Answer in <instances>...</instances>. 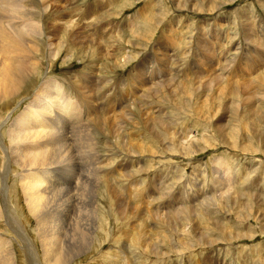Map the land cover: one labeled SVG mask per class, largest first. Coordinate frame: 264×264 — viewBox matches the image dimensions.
<instances>
[{
    "label": "rangeland",
    "instance_id": "1",
    "mask_svg": "<svg viewBox=\"0 0 264 264\" xmlns=\"http://www.w3.org/2000/svg\"><path fill=\"white\" fill-rule=\"evenodd\" d=\"M66 1L51 18L33 10L42 36L56 32L58 57L47 65L40 38L41 64L0 111L13 106V120L44 83L89 113L64 130L82 137L68 138L76 176L60 185L81 178L86 192L71 189L57 217L65 235L92 238L70 264H264V0ZM68 19L79 47L67 53ZM241 82L248 90L231 92ZM24 209L17 219L32 240Z\"/></svg>",
    "mask_w": 264,
    "mask_h": 264
},
{
    "label": "bare ground",
    "instance_id": "2",
    "mask_svg": "<svg viewBox=\"0 0 264 264\" xmlns=\"http://www.w3.org/2000/svg\"><path fill=\"white\" fill-rule=\"evenodd\" d=\"M60 7L58 6L56 0H0V105L2 102L10 103L11 100L17 99L18 95L20 94L23 88V85L25 84L24 83L25 80H27L28 77L30 76L32 77V75L35 74L34 73L36 72L35 67L38 66L37 63L41 64L42 58L40 57L39 59L36 57L37 54L40 53L39 52V48L41 44L40 38H42V43L44 42V47L42 50L43 53L46 52L45 49H47L48 51L46 56H44L45 59H47V65H49L50 63L48 59H50L51 61L58 57L57 54H53L55 52L54 51L55 43L53 45L54 39L53 40L51 39V36L55 38V35H57L56 32L54 31L55 32V33L53 32L54 34L51 35L49 34L50 36L46 34L42 36L43 33L41 31L42 28L39 21L34 22L30 18V16L32 15L33 10H38L41 14H44L46 15V17L51 18L53 13L51 9L57 8L60 10ZM72 17L74 18L73 15ZM73 22L75 23L76 20H74ZM73 22L71 21V19L70 20L68 19V21H64L65 28L63 30L64 32L63 47L68 48L66 50L64 49L67 53L69 50L71 52V50H73V47L75 46L72 45L73 39H75L73 37L74 36L73 32L75 30L73 29L77 26L74 27ZM49 25H50L49 26L50 29L53 30L56 29L57 27L59 28V25H56L55 23L50 22ZM75 25H79V24L77 23ZM80 27L82 28L83 26ZM94 28L97 27L95 26ZM36 34L41 36L38 39V42H40L39 44L37 42V39L34 37V35ZM56 38L58 39V37ZM83 40L85 39H82V41ZM60 42H62V40ZM57 44L59 45V43ZM76 47L74 48L76 49ZM82 47L84 48V46ZM98 49H99V45H98ZM74 51L75 50H73L72 52ZM66 56L67 54L64 55V58ZM227 78L228 77H226L225 80H227ZM212 79L215 78L213 77ZM226 83H228V80L226 81ZM43 84L44 83H42L37 89V91H35L36 95H32V97L28 98L29 101L27 102L29 104L24 109V111L20 112V114H18L13 120L9 121L12 115L11 111L14 110V108L11 109L13 106L3 112L0 111V264H17L19 263L21 258L24 264H70V261H72L71 260L72 256L74 259V257L81 255L82 252L87 253L88 250L90 251V249L92 248V247L90 248L92 244L91 243L92 238H90V241L88 240L87 245L84 243V236H85L84 232H81L80 234L73 231L72 234L65 235L67 231L65 232V234L63 232H64V228L66 227L64 228L62 227V223L59 222L57 217L58 210L63 208V206L67 204L68 195L73 194L74 191L76 193L79 192L78 190L83 191V189L81 188H83L84 186L80 183V181H78L81 178L77 179L76 182L74 181L71 183L69 182L70 185L68 187H70V189L65 190L62 188L63 186L60 185L63 184L64 182L68 183L66 182L67 180L72 181L74 175L76 176V173L74 171L75 170L74 164L71 162L73 156L69 151V148L70 149L71 147L73 148V144H70L69 141L71 143H77L78 142L77 139L79 138V136L80 138L82 137L80 133H75L72 130L69 132L70 137H68L67 133L64 132V130L70 123L71 125H73L72 129H74L75 124L82 120V116L83 115L87 116L89 113L85 110V114H83L82 109H77V111H74V106L75 104L78 103L76 100L71 99V97L61 96V94L58 93L57 90L54 88V85L47 87L46 85L43 86ZM250 85H251L250 83H242V89L238 91L237 90L235 91L230 90V91L241 93V91L243 90H248ZM257 90L259 89L257 88ZM252 91L251 90L249 91V95L252 94ZM144 92H142V94ZM70 99L71 101H69ZM247 99H249V97ZM22 100H20L16 104L18 105ZM113 123L115 122H112V124ZM159 127L160 128L162 127L164 131H166V127L163 126L162 124ZM99 131L101 132V130ZM68 138H70L69 141ZM57 141H59V147L53 148L54 144ZM88 145L89 144H87V146ZM83 151L78 152V155L80 154L83 155ZM128 152L129 151H127V153ZM82 155L80 156L83 157L85 160L84 155L83 156ZM88 156L90 157V155ZM77 157L79 158V156ZM86 159L89 158L87 157ZM97 177L99 178L98 175ZM101 179L103 178H99V180ZM9 182H11L15 188L14 194L18 196L16 207L14 204H12L10 195L8 196ZM73 183H74V187H71ZM89 185L88 187H92ZM94 187L95 185L93 186V188ZM71 189L74 191L70 192ZM91 191L90 193H92ZM75 192L74 194H76ZM45 193L47 194L44 196ZM79 196H81V194ZM55 198H58L59 201L61 199L62 200L61 204L56 202ZM77 199L76 201H78ZM92 199L90 200L92 201ZM73 200H74V196H73ZM20 202L26 204V206L25 205L23 206L24 208H26L28 214L31 216V218L33 217L34 220V225H32L31 227L34 234L32 240L28 238L29 233L26 226L27 223L24 222L25 220L23 219V224H21L17 219L18 216L16 213L17 209L18 208L19 209L21 208L22 210L24 209L23 206L20 204ZM50 203L52 204L55 203L54 209L52 210L50 209L51 207L49 208L48 206V204ZM53 212H55V214ZM52 213L54 215H52ZM121 213L126 214L127 212L125 213V210H123ZM155 214L156 216H158L160 213L157 212ZM44 217L46 218L44 219ZM24 223H26V225H24ZM15 247L18 248V251ZM18 257H20V260L17 262Z\"/></svg>",
    "mask_w": 264,
    "mask_h": 264
}]
</instances>
